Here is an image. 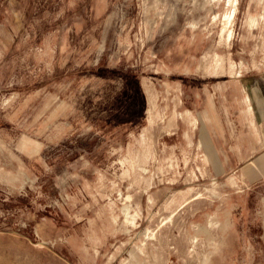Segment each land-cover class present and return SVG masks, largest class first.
Returning <instances> with one entry per match:
<instances>
[{
	"label": "rangeland",
	"instance_id": "374dc122",
	"mask_svg": "<svg viewBox=\"0 0 264 264\" xmlns=\"http://www.w3.org/2000/svg\"><path fill=\"white\" fill-rule=\"evenodd\" d=\"M263 72L264 0H0V264H264Z\"/></svg>",
	"mask_w": 264,
	"mask_h": 264
},
{
	"label": "crops",
	"instance_id": "0c3cea01",
	"mask_svg": "<svg viewBox=\"0 0 264 264\" xmlns=\"http://www.w3.org/2000/svg\"><path fill=\"white\" fill-rule=\"evenodd\" d=\"M247 90L248 97H246V100L252 101L250 104L255 113V118L251 121L252 124L250 125L251 132L260 141V139L262 140V135L257 126L264 130V72L254 76L250 80Z\"/></svg>",
	"mask_w": 264,
	"mask_h": 264
}]
</instances>
